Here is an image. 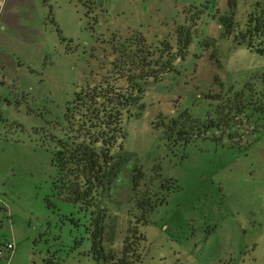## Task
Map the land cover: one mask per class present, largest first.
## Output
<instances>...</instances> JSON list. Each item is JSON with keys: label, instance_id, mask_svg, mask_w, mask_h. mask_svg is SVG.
<instances>
[{"label": "rangeland", "instance_id": "obj_1", "mask_svg": "<svg viewBox=\"0 0 264 264\" xmlns=\"http://www.w3.org/2000/svg\"><path fill=\"white\" fill-rule=\"evenodd\" d=\"M260 1L236 0L227 35V0H0V264H118L134 229L130 264H264V54L240 37ZM108 85L131 106L101 188L104 261L54 159L96 135L77 93ZM183 116L213 127L170 136Z\"/></svg>", "mask_w": 264, "mask_h": 264}, {"label": "trees", "instance_id": "obj_2", "mask_svg": "<svg viewBox=\"0 0 264 264\" xmlns=\"http://www.w3.org/2000/svg\"><path fill=\"white\" fill-rule=\"evenodd\" d=\"M227 1L232 11V16L229 19L223 20V26L226 28V34L228 35L231 21L235 24L234 18L237 3L236 0ZM246 29L248 33L245 35L240 33V37L244 42L246 41L247 49L264 54V0H261L252 7V11L247 18ZM256 40L262 43H254L253 41ZM189 44L190 38H187L183 46L184 55L188 50ZM135 58L139 59L138 57ZM124 63L126 64L127 62L124 61ZM132 63L130 66H133ZM107 87L110 90L105 91V93H103V87L99 91L93 90L91 95L88 94V91H82L81 94L77 93L74 107H79L84 111L81 115L83 117L81 119V126L89 127L88 131L91 129L96 135L91 137L84 134L83 141L79 145H69V143L60 144L59 151L54 159V164L59 170L62 193L66 194L68 201L80 205L82 212L90 213L91 215L90 253L98 258H104V261L106 260V256L103 248V240L108 210L103 203L104 197L101 194V188L108 187L106 172L110 163L113 161L111 150L115 147L118 137L122 135L121 109L131 106L128 105V93L123 95L118 94L115 92L116 90L113 88V85H108ZM138 88L142 94L143 89L140 86ZM99 104L105 105V109L103 111H95L96 115L94 114L95 116L92 119H88L90 113L88 106L92 105L96 107ZM191 119V116H183L170 121L168 125L173 128L169 129L171 131L170 136H176L180 139L185 137V141L189 142L195 136H202L203 129L208 128L206 125L213 127L211 121L206 120L201 123H196V121ZM83 132L86 133L85 130ZM110 132L111 135H109ZM138 209L142 212L145 211L146 203L142 202L138 206ZM137 233L138 231L136 229L130 231L131 236L128 235L126 238L123 254L118 264H130L127 257L135 256V259H139V256L136 254V245H138L137 242L139 240L142 241L144 239V235L139 234L136 237ZM132 237L134 238L133 242L130 241ZM4 248L5 246L0 241V252ZM10 253L12 252H8V254Z\"/></svg>", "mask_w": 264, "mask_h": 264}, {"label": "built area", "instance_id": "obj_3", "mask_svg": "<svg viewBox=\"0 0 264 264\" xmlns=\"http://www.w3.org/2000/svg\"><path fill=\"white\" fill-rule=\"evenodd\" d=\"M3 250H5V251L0 252V255H2L3 252H14V250H15V245L12 244V243L6 244V245H5V248H4Z\"/></svg>", "mask_w": 264, "mask_h": 264}]
</instances>
